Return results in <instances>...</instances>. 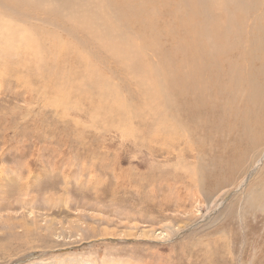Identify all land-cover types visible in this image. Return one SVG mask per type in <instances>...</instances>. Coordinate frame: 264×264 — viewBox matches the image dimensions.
<instances>
[{
    "label": "rangeland",
    "instance_id": "obj_1",
    "mask_svg": "<svg viewBox=\"0 0 264 264\" xmlns=\"http://www.w3.org/2000/svg\"><path fill=\"white\" fill-rule=\"evenodd\" d=\"M111 1L32 0L15 25L24 53L0 41V264H264V142L180 100L184 130L166 129L165 96L148 95L155 81L129 56L143 40L196 39L201 10L220 22L223 0H192L189 28L179 0H137L129 22Z\"/></svg>",
    "mask_w": 264,
    "mask_h": 264
},
{
    "label": "bare ground",
    "instance_id": "obj_2",
    "mask_svg": "<svg viewBox=\"0 0 264 264\" xmlns=\"http://www.w3.org/2000/svg\"><path fill=\"white\" fill-rule=\"evenodd\" d=\"M56 1L63 9L69 7V11L75 9L78 1L82 6L89 4V0H35L39 9L45 5L48 6L47 2H51V10L56 9ZM136 1L114 0L111 2L114 10L122 15V20L129 22L132 13H136L131 8ZM179 1L183 2L184 8L189 10L188 13V10L184 9L186 16L181 17L180 22L189 28L186 20L192 10L196 12V7L192 0ZM194 1L203 3L205 0ZM223 2L227 11L220 22L216 21L212 6L209 5L210 9L208 7L200 11L203 17L207 16V23L199 27L200 35L196 36V39L191 37L187 39L185 36L186 42L184 39L177 44H175L177 41H172L170 48H166L165 43L163 44L159 39L153 38L150 42L147 40L140 42L139 52L134 50L136 53L133 51L129 55L130 61L136 58L138 61L132 65V71L142 73L145 79L147 76L153 78L155 84L150 87L149 96L152 92L158 99L159 96L160 98L165 96L169 121L165 124L162 122V124L166 129L174 127L172 125L174 124L177 128L184 130L183 124L178 122L177 110L173 111L180 100L190 105L191 107L188 108L192 111L196 110V121L198 118H204L215 125L222 126L231 122V129L240 128H238L239 135L235 138H241L243 141L250 142L252 147H256L260 142H264V0H223ZM31 3L32 0H0V15H6L0 18V26H2L0 27V41L9 38L12 50L20 51L22 54L29 36H26V33L21 36L18 28L22 29V27L15 25H18L17 21L24 24V29L25 25H29V17L37 10L30 8ZM92 8L84 7L79 12L87 14L97 24L96 12ZM176 8L175 6V12H177ZM236 11H238L237 14H235ZM175 12L174 17L177 18ZM227 12L231 15H227ZM244 14L247 15L245 18L248 22L245 33L239 28L240 17ZM7 16L11 17L15 23L11 19L8 20ZM72 18L75 19V17ZM131 21L136 24V20ZM220 23L221 25L218 26ZM150 25L152 28L149 29L153 33H158V31L161 33L154 23ZM101 32H98V35ZM121 36H123L122 33L117 35L119 38ZM125 36L127 37L126 34ZM15 40L18 41L17 47L12 44ZM111 41L113 44V39ZM244 152H246L245 149L240 153L242 160L246 155Z\"/></svg>",
    "mask_w": 264,
    "mask_h": 264
}]
</instances>
